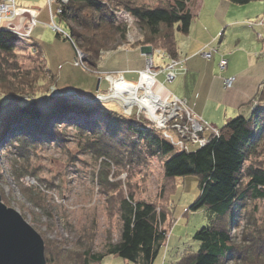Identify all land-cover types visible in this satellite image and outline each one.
<instances>
[{
  "label": "trees",
  "instance_id": "trees-1",
  "mask_svg": "<svg viewBox=\"0 0 264 264\" xmlns=\"http://www.w3.org/2000/svg\"><path fill=\"white\" fill-rule=\"evenodd\" d=\"M186 1L171 4L162 0L148 6L134 0H68L58 16L72 23L68 33L71 41L95 66L102 52L115 49L118 41L125 40L126 27L115 19L111 6L127 10L137 20L145 30L146 44L153 48L158 44L176 56V33L188 35L192 22ZM229 1L242 5L254 0ZM28 47L30 52L26 53ZM55 79L37 42L29 45L9 29L0 28V149L10 152L9 170L15 179L27 171L32 150L59 144L63 130L74 129L82 136L85 149L116 164L159 157L164 182L159 202L136 198L130 188L127 193L118 189L115 207L120 232L115 242H106L100 251L88 247L68 253L63 249L54 259V249L44 241L46 264H102L108 255L132 264H152L167 239L174 181L189 174L198 177L199 194L188 209L205 207L207 224L193 235L198 249L188 250L176 264H264L263 233L248 230L243 235L246 247L234 242L230 234L247 201L264 199V80L254 96L261 106L258 104L248 116L227 120L204 145L180 150L158 130L147 129L98 102L46 97ZM44 97L47 109L39 104ZM134 136L141 144L131 140ZM122 150L128 151L127 160ZM252 157L263 158L252 161Z\"/></svg>",
  "mask_w": 264,
  "mask_h": 264
},
{
  "label": "rangeland",
  "instance_id": "rangeland-1",
  "mask_svg": "<svg viewBox=\"0 0 264 264\" xmlns=\"http://www.w3.org/2000/svg\"><path fill=\"white\" fill-rule=\"evenodd\" d=\"M14 1L23 7L36 9V24L32 26L28 37L19 38L29 45L37 42L41 46L46 66L54 74H56L54 68L57 67V63L61 60L69 59L70 61H67L68 65H66L63 73L67 83L73 84L72 82H76L75 84L77 85L81 83L85 85L93 78L96 81L97 75L99 78H104L109 82L106 91H98L94 97L89 99L72 91H60L57 87L58 74H56L55 83L50 86L46 97H66L78 103L98 102L110 111L115 110L119 115L141 123L147 129L158 130L167 141L180 150H193L197 146H202L200 142L205 144L209 135L218 134V128L223 122L221 121L219 125L217 124V127H213L204 119L216 129V132L214 130H211V133L203 131L196 141H193L191 137L175 138L174 135L179 134V131H176L177 126L172 124V120H169L168 124L164 126L162 122L157 121V117L160 110L165 115L166 109L172 112L173 110L169 108L176 105H170L169 102L172 98H169L166 101L167 106L160 107L156 99H149V101L154 103L153 107L147 106L145 99H143L146 98L147 92L145 94L144 89L138 85L140 70L136 81L125 79L121 70L114 72H99L96 70L100 58L107 52L117 48L125 51L134 48L140 49L145 56L143 68L148 65L147 62H151L154 70V74H152L154 82L151 83L148 91L153 92L162 100L166 97L176 96L183 100L191 111L190 113L194 114L195 111L187 104L186 100L178 97L165 86L166 83L177 80L176 77L179 74L186 73L184 58L179 56L178 51L179 43L181 42L180 38H186L187 35L176 33L177 54L172 56L160 49L158 44L155 45L157 46L155 48L146 44L144 42L145 30L137 20L127 10L111 6L115 19L126 27L125 40L118 41L115 49L102 52L95 66H91L87 61V55L75 42L71 41L72 39L68 35L71 22L60 19L58 14L62 10L58 4L56 5L55 2L47 3L45 0ZM67 1L64 2L66 3ZM134 1L138 4L154 6L162 0ZM167 1L174 4L176 0ZM56 2L64 3L60 0ZM198 3L199 0L186 1V10L192 15L189 33L191 31L194 38H201L197 28L200 23L199 20L206 26L213 25L215 19L217 20L216 29H212V33L216 31L217 35L216 33L213 34V37L210 38V45L203 46L200 54L204 58L210 59L212 58V53L217 50L218 56L213 55V58L209 61L214 62L220 71L225 70L229 62L228 69L236 71L242 69L247 76L251 69L252 61L250 60L260 59L264 61V53L260 54L259 50L254 49V47L260 45L261 41H264V16L255 21L256 16L264 14V0H254L242 5L231 4L236 6H231L229 0H207L200 15L197 14ZM245 13L254 14V17L246 19L244 17ZM28 16V13H23L9 20V22L4 21L3 26L19 30L25 27L24 30H21L25 32L30 22ZM23 18L26 23H24ZM236 18H241L240 20H242L239 22V24L243 25L241 26L244 28L242 31L229 30L225 24L227 20ZM31 50L34 51V49ZM25 51L29 53V47ZM161 51L168 54L170 59ZM234 51L235 54L231 57ZM153 53H157L165 61L162 69L164 72L163 82L157 76L160 69L153 64ZM204 53H210V57H205ZM219 53L225 56L220 57ZM171 59L175 60L177 64L175 66L172 65L175 68L171 71L174 73L173 79L167 80V70L170 68L171 62L173 63ZM221 59L226 60L223 68L219 66ZM107 75L110 77H106ZM231 77H234V81L227 87L226 82ZM118 80L122 85L118 83ZM235 80V76L224 78V87H232ZM245 80L247 78H244ZM263 80L264 77L260 81V85H262ZM90 86L95 87V84ZM127 87L135 90L136 101L130 104L126 101L129 94L128 91H125ZM256 100L253 98L250 103L254 104L253 109L258 104L262 105L261 101L258 100L257 102ZM39 104L42 109H47L48 105L45 97L39 100ZM168 113L170 112L168 111L166 115ZM196 115L201 117L198 114ZM131 140L134 143H138L136 136L132 137ZM122 154L127 160L128 151L122 150ZM10 156L9 151L0 149L1 201L6 206L18 211L22 218L41 235L43 241H46L54 249V255L52 256L54 259L58 257L63 249L64 252L68 253L82 251L88 247L93 251H100L103 250L106 242H115L119 238L120 232L119 218L115 207L116 198L120 193L118 189L120 188L122 193H127L130 188L134 191L136 198L159 202L160 188L164 182L163 169L159 157L155 156L149 159L148 162L143 160L125 162L122 158V163L116 164L108 157L91 154L90 151L84 148L82 136L80 137L74 129L63 130L61 143L43 145L32 150L30 160L26 165L27 171L23 172V175H20L18 180L10 173L11 165L8 163ZM262 158L252 157L251 160L258 161L262 160ZM246 163L248 164L249 161ZM174 182L175 186L169 196V203L172 205V220L168 227L167 239L152 264H176L188 250L196 251L199 243L193 238V235L207 224V209L205 207L197 210L188 209L199 194L198 177L192 174L178 176ZM238 215V222H236L235 228L230 230V234L233 236L234 242L246 247L248 245L243 243V235L248 230L252 229L256 234H264V199L248 200ZM56 252L58 254L55 255ZM102 264L132 263H128L120 257L108 255L104 257Z\"/></svg>",
  "mask_w": 264,
  "mask_h": 264
},
{
  "label": "crops",
  "instance_id": "crops-1",
  "mask_svg": "<svg viewBox=\"0 0 264 264\" xmlns=\"http://www.w3.org/2000/svg\"><path fill=\"white\" fill-rule=\"evenodd\" d=\"M206 1L207 0H199L197 7L198 15L201 14L202 9L206 5ZM229 4L231 5L234 3L231 2ZM253 15L254 14L245 13L244 17L246 19H252L254 17ZM261 16H264V14L256 16L255 21ZM240 19L241 18L227 20L225 24L229 30L242 31L244 28L241 27L243 26L242 24H239V22L242 21ZM199 22V27L197 28L201 38H194L191 31L186 38H180L181 42L179 43L178 53L179 56L184 58L186 73L179 74L176 77L177 80L166 83L165 86L169 91L186 100L187 104L196 114L208 121L213 127H217L221 121L224 123L235 115L243 114L248 116L251 113L254 104L250 103L260 87V81L264 77V61H261L260 59L250 60L252 62L249 74L247 73L248 77L246 76V72L242 69L237 71L228 69L229 62L227 63L226 69L220 71L214 62L209 61L213 58V55L218 56L217 50L212 53V58L210 59H206L200 54L201 48L209 44L210 38L213 37V34L216 33L217 35L216 31H213L212 33V29L217 25V20L215 19L214 24L210 26H206L201 20H199ZM24 23H26V20H24ZM23 29H25V27L21 30ZM34 29L32 30V33ZM254 49L259 50L260 54L264 53V41H261L260 45L254 47ZM234 54L235 51L231 54V57H233ZM221 56L225 55L220 54V57ZM152 60L154 66L160 69L157 76H159L161 82H163L164 72L162 69L165 61L157 53H153ZM67 61L70 60H61L57 63V67L54 68V72L58 74L57 87L60 91H72L79 96L90 99L94 97L98 91L107 90L109 82L104 78H99L98 75L96 81L94 78L91 81H88V84H95V87L88 84L84 85L82 83L77 85L75 84L76 82H72L73 84L67 83V80L64 79L65 76H63V73L65 72L64 69L66 68V65H68ZM144 65L145 56L140 49L134 48L125 51L117 48L116 50L102 55L100 61L97 63L96 70L99 72H114L121 70L125 79L136 81L138 71L141 70ZM229 76H235L236 80L232 87L225 88L223 85V79ZM244 78H247V80L244 81Z\"/></svg>",
  "mask_w": 264,
  "mask_h": 264
},
{
  "label": "built area",
  "instance_id": "built-area-1",
  "mask_svg": "<svg viewBox=\"0 0 264 264\" xmlns=\"http://www.w3.org/2000/svg\"><path fill=\"white\" fill-rule=\"evenodd\" d=\"M47 3H51V2H55V4L59 6V8H61L60 6L62 4H64L66 0H60L64 3L60 4V2H56L57 0H45ZM58 8V7H57ZM60 11V10H59ZM23 13H28V18L30 20L29 22V27L27 28V30H25V32L15 28L12 29L10 27H6L9 30H16L15 34L24 39L25 37H28V34L30 32V30L32 29V26H34L36 24V16H37V11L35 8H26L23 7L22 5L16 3L14 0H0V28L1 27H5L3 26L4 21H8L12 20L13 18L22 15ZM24 30V29H23ZM160 52V51H158ZM164 55H166V57H168L170 59V56L168 54H166L164 51H161ZM162 54V55H163ZM205 57H210V53H204ZM171 61H173V63L171 62V65L169 66L170 68L167 70L168 73L166 74V79L167 80H172L174 77V73L171 72L172 70H174V66L175 64V60L171 59ZM148 65H146L145 68H143L142 70H140L139 74H140V81L138 83V85H140L141 88L144 89L145 94L148 91V89H150L149 87L151 86V83L154 82L152 74H154V70L152 67V63L151 62H147ZM226 64V60L225 59H221L219 66L221 68H223ZM174 65V66H172ZM106 77H110L109 75H107ZM107 78V79H108ZM153 80V81H152ZM228 81V79H227ZM234 81V77L229 78V81L226 82V86L229 87L231 85V83ZM118 83L120 85H122V83L119 82ZM126 84V83H125ZM127 85V84H126ZM172 98L171 101L169 102L170 105H176L175 107H171L169 109H172L173 111L171 112L170 110L166 109L165 110V115L163 113V111L160 113L157 117V121H160L163 123L164 126H166L168 124L169 120H172V124H174V126H177L176 131H179V136L174 135L175 138L177 137H191L193 141L198 140L200 133H202L203 131H206L207 133H211V130H214V132H216V129L213 128L211 125H209L203 118L201 117H197V115L191 114L188 106L186 105V103L183 100H180L179 98H177L176 96H172V97H166L164 100H162L160 97H156V100L158 101V105H160V107H164L167 106L166 101ZM183 101V102H182ZM168 115H166L167 112ZM175 113V114H174ZM193 113V112H192ZM186 118V119H185ZM178 119V120H177ZM171 129V128H169ZM173 130V129H171ZM215 134V133H214ZM195 137V138H193ZM201 145H203V142H200Z\"/></svg>",
  "mask_w": 264,
  "mask_h": 264
},
{
  "label": "water",
  "instance_id": "water-1",
  "mask_svg": "<svg viewBox=\"0 0 264 264\" xmlns=\"http://www.w3.org/2000/svg\"><path fill=\"white\" fill-rule=\"evenodd\" d=\"M0 264H46L41 235L1 197Z\"/></svg>",
  "mask_w": 264,
  "mask_h": 264
},
{
  "label": "bare ground",
  "instance_id": "bare-ground-1",
  "mask_svg": "<svg viewBox=\"0 0 264 264\" xmlns=\"http://www.w3.org/2000/svg\"><path fill=\"white\" fill-rule=\"evenodd\" d=\"M15 31L16 30H12L13 33H15ZM132 89L133 88L130 89L128 87L125 89V91H128L129 92V94H128L127 98H126V101H127L128 104L133 103V102L136 101V98H135V95H134V91L135 90L134 89L132 90ZM156 97L157 96L153 92L147 91L146 98H143V99H145L144 100L145 101V104L151 108V107H153V104L154 103L152 101H149V99L153 100V99H156Z\"/></svg>",
  "mask_w": 264,
  "mask_h": 264
}]
</instances>
